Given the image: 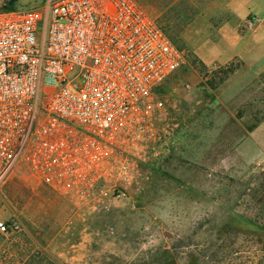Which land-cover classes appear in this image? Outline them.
Returning a JSON list of instances; mask_svg holds the SVG:
<instances>
[{
    "label": "rangeland",
    "instance_id": "374dc122",
    "mask_svg": "<svg viewBox=\"0 0 264 264\" xmlns=\"http://www.w3.org/2000/svg\"><path fill=\"white\" fill-rule=\"evenodd\" d=\"M8 1L0 10L48 0ZM137 1L185 53L152 96L158 155L104 212L84 211L15 166L0 184V221L19 229L0 232V264H133L155 248L169 249L177 264H264V230L243 219L264 228V25L233 36L242 10L261 12L239 27L253 28L264 3L236 0L228 20L224 0ZM233 53L243 60L223 61Z\"/></svg>",
    "mask_w": 264,
    "mask_h": 264
},
{
    "label": "built area",
    "instance_id": "2783aa9c",
    "mask_svg": "<svg viewBox=\"0 0 264 264\" xmlns=\"http://www.w3.org/2000/svg\"><path fill=\"white\" fill-rule=\"evenodd\" d=\"M184 62L137 0L1 9L0 184L24 164L84 211L109 210L158 155L152 96Z\"/></svg>",
    "mask_w": 264,
    "mask_h": 264
},
{
    "label": "trees",
    "instance_id": "16d2710c",
    "mask_svg": "<svg viewBox=\"0 0 264 264\" xmlns=\"http://www.w3.org/2000/svg\"><path fill=\"white\" fill-rule=\"evenodd\" d=\"M6 8H11V6H6ZM160 25V24H159ZM161 28L166 32V30L164 29V27L162 25H160ZM167 33V32H166ZM168 34V33H167ZM168 36L170 37V39L173 41L174 44H176V40L174 39L173 36H170L168 34ZM177 45V44H176ZM178 46V45H177ZM179 47V46H178ZM180 48V47H179ZM243 62L240 61V65H242ZM201 68L204 70V74H206L208 72V68L206 66V64H204L203 62H201ZM234 69L232 68L231 63L226 64L225 67L223 68V70H220L223 74H224V78L225 75L227 76L229 73H231ZM263 78H264V73L262 74ZM223 78V79H224ZM156 90V89H155ZM247 223L253 225L254 227H257L261 230H264L263 226L259 225L257 222H255L254 220L250 219V218H243ZM145 258V259H143ZM137 261H135L133 264H177V261L175 259V256L172 254V252L167 249V248H155L154 250H149L148 254ZM143 259V260H142ZM140 260L142 262H140ZM40 264H45L43 263L42 259H40ZM48 264H61L59 263L57 260L55 259H49L48 260Z\"/></svg>",
    "mask_w": 264,
    "mask_h": 264
},
{
    "label": "crops",
    "instance_id": "0c3cea01",
    "mask_svg": "<svg viewBox=\"0 0 264 264\" xmlns=\"http://www.w3.org/2000/svg\"><path fill=\"white\" fill-rule=\"evenodd\" d=\"M236 0H224V6L225 8L227 9H230L229 11L232 13L230 15L231 18H229L228 20L234 18L235 16H237V11L238 10H235V8H232L233 4L235 3ZM249 1V0H247ZM251 2L254 1L256 4L258 3V1L262 4L264 3V0H250ZM218 13V12H217ZM260 13L257 9L255 8H252L251 6L250 7H247L245 10H242L241 12V15H240V18H239V21L237 23V25H235V28L233 30V32L235 34H233L234 37H237L238 35H241V36H244V35H254V34H257L259 31H262L263 29V25H264V14H262V19L256 24L255 27L253 28H249V27H246L245 26V30H241L239 27L241 25V23H245L244 21H246L247 18L253 16V15H257V16H260ZM218 17H220V13L217 14ZM223 21L219 26V29L217 30V33L220 35V38L222 39V28L224 26V24L228 21ZM235 57H239L240 59H242L239 55L237 54H231V55H228L225 59H223V61L227 62L229 60H231L232 58H235ZM243 60V59H242ZM244 62V61H243ZM249 68H251L252 65H249ZM263 71V70H262ZM259 127L257 126L255 129H253L252 132L256 131Z\"/></svg>",
    "mask_w": 264,
    "mask_h": 264
},
{
    "label": "water",
    "instance_id": "95a60500",
    "mask_svg": "<svg viewBox=\"0 0 264 264\" xmlns=\"http://www.w3.org/2000/svg\"><path fill=\"white\" fill-rule=\"evenodd\" d=\"M15 0H9L8 5H11Z\"/></svg>",
    "mask_w": 264,
    "mask_h": 264
}]
</instances>
